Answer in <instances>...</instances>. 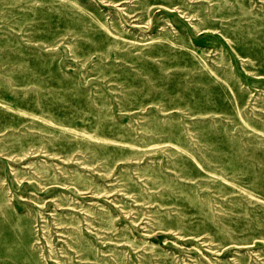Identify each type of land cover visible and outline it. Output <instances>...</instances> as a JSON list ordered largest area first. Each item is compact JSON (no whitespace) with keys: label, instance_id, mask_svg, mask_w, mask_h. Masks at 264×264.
Returning <instances> with one entry per match:
<instances>
[{"label":"rangeland","instance_id":"rangeland-1","mask_svg":"<svg viewBox=\"0 0 264 264\" xmlns=\"http://www.w3.org/2000/svg\"><path fill=\"white\" fill-rule=\"evenodd\" d=\"M0 264H264V0H0Z\"/></svg>","mask_w":264,"mask_h":264}]
</instances>
